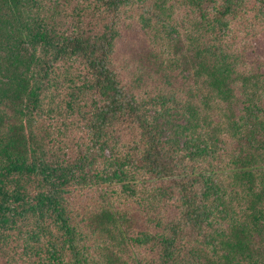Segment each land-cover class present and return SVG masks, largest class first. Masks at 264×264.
I'll return each mask as SVG.
<instances>
[{"label":"trees","instance_id":"obj_1","mask_svg":"<svg viewBox=\"0 0 264 264\" xmlns=\"http://www.w3.org/2000/svg\"><path fill=\"white\" fill-rule=\"evenodd\" d=\"M140 2L0 0V264H264V0Z\"/></svg>","mask_w":264,"mask_h":264},{"label":"rangeland","instance_id":"obj_2","mask_svg":"<svg viewBox=\"0 0 264 264\" xmlns=\"http://www.w3.org/2000/svg\"><path fill=\"white\" fill-rule=\"evenodd\" d=\"M144 1H145V0H141V2H144ZM141 2H140V3H141ZM171 124H173V122H172V121H171ZM180 124H183V123H182V122H180ZM175 127H176V126H175ZM164 129H165V128H164ZM169 130H174V129H169ZM169 132H170V131H166V130H165V133H164V135H165V134L167 135ZM177 132H178V134H179V135H182L181 137H179V138H180V140H181V141H184V139H185V136H183V135H184V133H181V129H180V130H178Z\"/></svg>","mask_w":264,"mask_h":264}]
</instances>
